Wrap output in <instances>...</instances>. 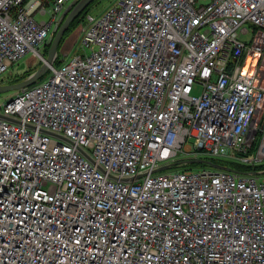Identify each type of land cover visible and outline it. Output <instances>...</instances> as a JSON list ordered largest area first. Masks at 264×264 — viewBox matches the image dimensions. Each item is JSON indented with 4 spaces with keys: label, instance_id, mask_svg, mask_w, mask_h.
Listing matches in <instances>:
<instances>
[{
    "label": "built area",
    "instance_id": "built-area-1",
    "mask_svg": "<svg viewBox=\"0 0 264 264\" xmlns=\"http://www.w3.org/2000/svg\"><path fill=\"white\" fill-rule=\"evenodd\" d=\"M78 1L0 0V84ZM77 30L0 103V264H264V170L187 167L264 164V0H116Z\"/></svg>",
    "mask_w": 264,
    "mask_h": 264
},
{
    "label": "water",
    "instance_id": "water-1",
    "mask_svg": "<svg viewBox=\"0 0 264 264\" xmlns=\"http://www.w3.org/2000/svg\"><path fill=\"white\" fill-rule=\"evenodd\" d=\"M95 0H79L74 7L70 10L68 15L65 17V20L63 21L62 25L60 28L56 31L54 34L49 50L47 52L46 58L42 59V64L39 68L35 70L31 75H29L27 78L23 79L20 82L17 83H11V84H0V94L6 93V92H11V91H18L20 89H23L25 87H28L36 82H38L44 75L47 74L49 66H51L54 63V60L57 56V54L61 51L59 49V44L61 41V38L63 34L66 32V30L69 27V24L76 19L85 9H87ZM62 49V48H61ZM195 146L198 149H201L202 143H195ZM191 150V145H187V147H184V151L186 153L190 152ZM188 164H199V165H207L210 168L213 169H218V170H224L228 172H235L229 167L222 166L220 164L214 163L210 160L206 159H198V160H191L187 161ZM177 164H169V165H164L161 168L158 169V171H166L169 170L173 167H175Z\"/></svg>",
    "mask_w": 264,
    "mask_h": 264
},
{
    "label": "rangeland",
    "instance_id": "rangeland-1",
    "mask_svg": "<svg viewBox=\"0 0 264 264\" xmlns=\"http://www.w3.org/2000/svg\"><path fill=\"white\" fill-rule=\"evenodd\" d=\"M114 1L116 0L96 1L90 6L89 12L92 15H97L98 13L103 11L107 6H109ZM81 37L82 36L80 35V32L78 30L73 31L71 34H69L67 40L64 42V45H62L63 47L60 52H63V54H69V55L75 53L79 46ZM243 38L248 39V37H243ZM80 53L82 54L83 52L80 50ZM46 56L47 54H44V58H46ZM41 64H42V60L40 59V57L29 54L25 56L19 62V64L13 68L11 76L7 77L6 79L1 80V82L5 83V81L11 80L13 77L23 76L24 74L31 75L33 72H35L37 68L41 66ZM14 93L15 91L0 94V103L8 99L9 97H11ZM179 157L185 158V154H180Z\"/></svg>",
    "mask_w": 264,
    "mask_h": 264
},
{
    "label": "trees",
    "instance_id": "trees-1",
    "mask_svg": "<svg viewBox=\"0 0 264 264\" xmlns=\"http://www.w3.org/2000/svg\"><path fill=\"white\" fill-rule=\"evenodd\" d=\"M96 1H99V0H95L94 2H96ZM90 6L87 9H85L76 19H74L69 24L68 29L66 30V32L63 34V36L61 38L58 50H61V48L63 47L62 45H64V42L67 40L69 34H71L73 31L78 29L80 24L83 22L85 15L89 12ZM49 46H50V43L43 49V51H44L43 54H47V52L49 50ZM58 65H60V61L56 60L55 61V66H58ZM47 74H48V72H47ZM46 75H44L41 79H43ZM26 76L28 77L29 74H26V75L24 74L23 76L13 77L11 80H8L6 82H9L10 84L11 83H17V82H20L23 79L27 78ZM210 161H212L214 163H217V164H220L222 166L229 167L232 170H234L235 172H239V173L256 172V171L264 170V164L256 166V167H247V166H240L239 164H236L235 162H232V161H229V160L216 159V160H210ZM187 167L189 169H192V168L195 169V168H200V167L202 168V167H209V166L203 165V164L202 165H199V164H187Z\"/></svg>",
    "mask_w": 264,
    "mask_h": 264
},
{
    "label": "bare ground",
    "instance_id": "bare-ground-1",
    "mask_svg": "<svg viewBox=\"0 0 264 264\" xmlns=\"http://www.w3.org/2000/svg\"><path fill=\"white\" fill-rule=\"evenodd\" d=\"M187 145H191V149H192V146L194 145V144H191V143H187V144H185L184 146H183V148H182V150L184 151V147H187ZM191 151V150H190ZM185 152V151H184ZM186 153V152H185ZM189 153V152H188Z\"/></svg>",
    "mask_w": 264,
    "mask_h": 264
}]
</instances>
